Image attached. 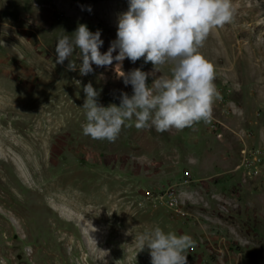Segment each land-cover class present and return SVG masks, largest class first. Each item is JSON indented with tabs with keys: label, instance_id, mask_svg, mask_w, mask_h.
<instances>
[{
	"label": "rangeland",
	"instance_id": "obj_1",
	"mask_svg": "<svg viewBox=\"0 0 264 264\" xmlns=\"http://www.w3.org/2000/svg\"><path fill=\"white\" fill-rule=\"evenodd\" d=\"M232 4L198 49L218 93L207 121L163 132L125 121L109 142L82 132L83 86L119 106L132 95L124 74L141 68L151 85L174 65L125 59L81 76L56 64L55 46L85 24L106 52L128 0H0L3 264H151L135 236L156 225L192 237L187 264H264V0Z\"/></svg>",
	"mask_w": 264,
	"mask_h": 264
},
{
	"label": "clouds",
	"instance_id": "obj_2",
	"mask_svg": "<svg viewBox=\"0 0 264 264\" xmlns=\"http://www.w3.org/2000/svg\"><path fill=\"white\" fill-rule=\"evenodd\" d=\"M233 12L232 0H128V10L117 18L116 39L106 52L100 51L101 31L92 32L85 24H78L71 35L58 37L56 64L68 60V69L78 68L81 76L92 73L93 65L104 67L125 59L135 63L143 57L157 71L165 63L174 65L170 77L160 75L151 85L146 83L150 74L141 68L124 74L123 83L131 86L132 95L121 92L119 106L98 103L99 93L92 83L84 85L83 134L114 142L125 121L158 132L206 122L218 93L213 66L198 49L214 27L232 19ZM74 49H79L78 67L69 59ZM135 240L142 250H149L151 264H187L186 253L194 244L190 235L165 231L159 225L136 234Z\"/></svg>",
	"mask_w": 264,
	"mask_h": 264
},
{
	"label": "bare ground",
	"instance_id": "obj_3",
	"mask_svg": "<svg viewBox=\"0 0 264 264\" xmlns=\"http://www.w3.org/2000/svg\"><path fill=\"white\" fill-rule=\"evenodd\" d=\"M41 143H42V141H40ZM42 147H44V148H46V146H42ZM40 149V148H39ZM24 150V149H23ZM25 152H27V153H29L31 156H32V154L30 153V151H25ZM31 161V160H30ZM40 161V160H39ZM43 169H44V167L41 165V170L43 171ZM73 182V181H72ZM65 186H67L68 188H67V190H69L70 188H73V186H71L70 184H68V183H63ZM53 187V189L54 190H56V191H58V192H60V191H63L64 189H63V186H62V184L60 185V184H57V185H50V186H47V187H45L44 189H49V188H52ZM48 191H46V190H43L42 191V194H44V195H46V193H47ZM76 195H77V199H78V201H82L81 200V195L80 194H77L76 193ZM83 201H85V200H83ZM54 206H56V205H54ZM59 207V206H58ZM81 209V208H80Z\"/></svg>",
	"mask_w": 264,
	"mask_h": 264
},
{
	"label": "built area",
	"instance_id": "obj_4",
	"mask_svg": "<svg viewBox=\"0 0 264 264\" xmlns=\"http://www.w3.org/2000/svg\"><path fill=\"white\" fill-rule=\"evenodd\" d=\"M178 203H179V202H178L177 200L171 201V205H172V206H178Z\"/></svg>",
	"mask_w": 264,
	"mask_h": 264
}]
</instances>
